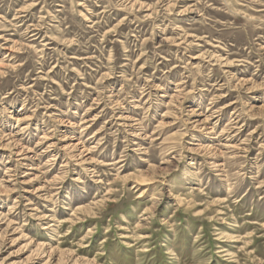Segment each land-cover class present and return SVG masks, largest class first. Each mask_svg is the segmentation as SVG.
I'll return each mask as SVG.
<instances>
[{
  "label": "rangeland",
  "instance_id": "obj_1",
  "mask_svg": "<svg viewBox=\"0 0 264 264\" xmlns=\"http://www.w3.org/2000/svg\"><path fill=\"white\" fill-rule=\"evenodd\" d=\"M0 264H264V0H0Z\"/></svg>",
  "mask_w": 264,
  "mask_h": 264
},
{
  "label": "bare ground",
  "instance_id": "obj_2",
  "mask_svg": "<svg viewBox=\"0 0 264 264\" xmlns=\"http://www.w3.org/2000/svg\"><path fill=\"white\" fill-rule=\"evenodd\" d=\"M198 111V110H197ZM19 117V116H18ZM10 135V134H9ZM78 140V139H77ZM23 145V144H22ZM30 150V149H29ZM54 154V153H53ZM142 175V174H141ZM141 183V182H140ZM137 185H139V183H137L134 187H137ZM139 194V193H138ZM142 194V193H141ZM221 251H223V250H219L218 252H221Z\"/></svg>",
  "mask_w": 264,
  "mask_h": 264
}]
</instances>
